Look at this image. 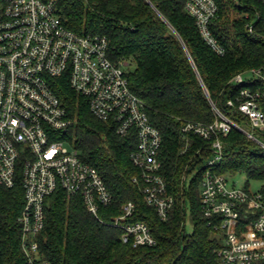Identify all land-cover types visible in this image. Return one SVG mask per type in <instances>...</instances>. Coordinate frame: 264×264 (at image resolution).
<instances>
[{
	"label": "trees",
	"instance_id": "16d2710c",
	"mask_svg": "<svg viewBox=\"0 0 264 264\" xmlns=\"http://www.w3.org/2000/svg\"><path fill=\"white\" fill-rule=\"evenodd\" d=\"M215 1L219 10L212 30L226 49L224 56L204 42L195 19L185 10L187 0H57L66 28L106 37L110 60L128 64L130 89L146 103L150 122L162 135L161 175L175 205L169 219L162 221L147 204L141 170L131 161L136 137H119L114 125L96 119L87 100L62 80L54 88L73 122L66 138L81 160L98 170L115 202L111 209L101 210L103 224L87 213L81 197L70 199L62 191L50 197L45 228L38 237L43 260L51 264H219L224 238L205 218L200 200L211 143L182 133V126L215 122L212 104L247 126L248 120L227 107V101L239 93L231 85L236 75L264 67V5L260 0ZM255 136L264 143V131H255ZM221 141L224 159L218 173L244 174L247 190L251 181L260 182L264 203V148L236 130ZM129 202L136 206L130 221L146 224L156 246L125 244L123 231L111 224ZM23 206L21 186L0 188V264H27L18 222Z\"/></svg>",
	"mask_w": 264,
	"mask_h": 264
},
{
	"label": "built area",
	"instance_id": "2783aa9c",
	"mask_svg": "<svg viewBox=\"0 0 264 264\" xmlns=\"http://www.w3.org/2000/svg\"><path fill=\"white\" fill-rule=\"evenodd\" d=\"M185 10L204 42L224 56L226 49L212 30L219 10L216 1L187 0ZM108 50L106 37L66 28L57 0H0V188L19 185L23 190L18 222L27 264H51L42 258L38 237L45 228L47 200L54 194L81 197L87 213L103 224L101 210L115 202L98 170L84 163L66 138L73 122L54 88L62 80L87 100L96 119L112 123L119 137H136L131 161L141 170L147 204L162 221L175 205L161 175L162 135L151 124L146 103L130 89L128 64L112 62ZM231 85L239 93L227 107L244 116L247 126L212 104L215 122H186L182 133L211 143L200 200L205 218L224 238L219 264H264L261 193L231 186L229 176L218 173L224 159L221 137L236 130L264 148L255 136V131H264V67L236 75ZM135 213V204L129 202L111 224L123 231L125 244L156 246L146 224L130 221Z\"/></svg>",
	"mask_w": 264,
	"mask_h": 264
},
{
	"label": "rangeland",
	"instance_id": "374dc122",
	"mask_svg": "<svg viewBox=\"0 0 264 264\" xmlns=\"http://www.w3.org/2000/svg\"><path fill=\"white\" fill-rule=\"evenodd\" d=\"M131 69H133V66H131ZM246 78L250 77L248 75L245 76ZM261 146V145H260ZM262 147V146H261ZM229 184L232 185H236L239 188H244L247 184V178L244 174H236L234 176H230L229 177ZM262 184L260 182H254L251 181L249 184V191L250 193L254 194L257 193L261 190ZM186 230L187 232H191L192 231V223L190 221L189 216L187 217V222H186Z\"/></svg>",
	"mask_w": 264,
	"mask_h": 264
}]
</instances>
